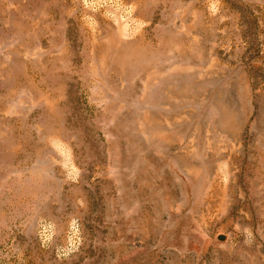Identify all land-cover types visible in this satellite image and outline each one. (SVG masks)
Segmentation results:
<instances>
[{
    "label": "rangeland",
    "instance_id": "1",
    "mask_svg": "<svg viewBox=\"0 0 264 264\" xmlns=\"http://www.w3.org/2000/svg\"><path fill=\"white\" fill-rule=\"evenodd\" d=\"M0 264H264V0H0Z\"/></svg>",
    "mask_w": 264,
    "mask_h": 264
}]
</instances>
